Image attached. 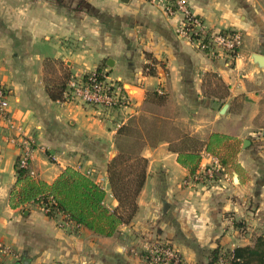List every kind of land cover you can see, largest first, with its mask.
Instances as JSON below:
<instances>
[{"label": "crops", "instance_id": "crops-1", "mask_svg": "<svg viewBox=\"0 0 264 264\" xmlns=\"http://www.w3.org/2000/svg\"><path fill=\"white\" fill-rule=\"evenodd\" d=\"M187 1L209 31L241 34L235 56L201 51L177 35L179 14L145 0H0V83L9 93V123L0 119V247L7 250L0 264H143V247L153 240L168 242L184 264H208L218 246L252 244L241 225L252 154L264 146L263 138L255 139L264 136L257 123L264 67L252 59L264 56V0ZM147 64L154 74H146ZM99 65L105 83L122 88L123 103L103 109L67 94L61 100L47 95L49 70L53 79L63 73L80 79ZM132 118L142 131L148 130L143 121H153L155 141L142 151L147 168L137 212L116 236H97L62 216L51 219L36 205L9 206L19 141L28 137L34 178L51 183L67 167L88 172L96 183L102 179L106 203L115 207L106 167L116 154L117 129ZM213 133L239 142L240 170L195 180L219 158L201 152L191 176L177 152L184 138L204 143Z\"/></svg>", "mask_w": 264, "mask_h": 264}, {"label": "trees", "instance_id": "trees-1", "mask_svg": "<svg viewBox=\"0 0 264 264\" xmlns=\"http://www.w3.org/2000/svg\"><path fill=\"white\" fill-rule=\"evenodd\" d=\"M238 51L236 49L230 55L235 56ZM102 67L103 65H99L80 79L70 78L66 73L53 79V73L49 70L46 93L51 100H61L64 94L71 97V89L67 86L71 79L85 83L93 75L97 81L105 82ZM145 72L154 74L151 64L145 66ZM119 95L125 96L121 87ZM153 96L160 100L156 93ZM149 144L133 118L117 129L114 137L116 154L106 167L108 187L117 203L115 207L107 205L105 189L90 174L67 167L53 182L47 183L34 178L29 166L21 167L18 158L14 164L15 183L8 195L9 206L16 209L36 205L45 210V215L51 219L62 216L76 227L84 228L97 236L114 237L120 226L129 224L137 212V197L144 185L147 168V159L143 157L142 151ZM201 152L219 158L222 171L214 173L211 180L216 179L228 167L240 170L235 162L239 142L231 136L213 133L204 143H199L196 137H186L177 152V162L191 176H195ZM219 153L221 156H218ZM203 173L197 176L205 178ZM208 264H264V235L257 236L251 245L233 249L216 247L210 252Z\"/></svg>", "mask_w": 264, "mask_h": 264}, {"label": "built area", "instance_id": "built-area-1", "mask_svg": "<svg viewBox=\"0 0 264 264\" xmlns=\"http://www.w3.org/2000/svg\"><path fill=\"white\" fill-rule=\"evenodd\" d=\"M146 2L162 7L168 14L177 13L181 16L176 33L189 42L195 43L198 48L210 55L218 57L223 54L230 55L242 45V36L238 31L214 32L209 31L202 19L196 16L187 0H145ZM206 40V41H205ZM105 82H99L91 75L87 82L71 79L68 88L71 89V97L87 105L112 109L125 101L120 97L119 89H110ZM8 91L0 83V119H8ZM20 154L18 156L19 165L28 167L32 157L33 142L30 138H21ZM222 171L217 160L212 166L204 169V174L211 180L214 173ZM89 175V173H86ZM200 177L196 176L195 180ZM99 183H102L100 179ZM45 211V210H44ZM0 253L6 254L7 250L0 247ZM141 259L143 264H184L178 252L168 243L162 240H153L144 245Z\"/></svg>", "mask_w": 264, "mask_h": 264}, {"label": "rangeland", "instance_id": "rangeland-1", "mask_svg": "<svg viewBox=\"0 0 264 264\" xmlns=\"http://www.w3.org/2000/svg\"><path fill=\"white\" fill-rule=\"evenodd\" d=\"M257 93L261 97L260 109L261 114L257 123L264 127V74L258 79ZM142 127L148 128L147 131L143 130V135L149 143L155 141V128L154 122L151 120L143 121ZM264 139V136L257 135L255 139ZM128 146V145H127ZM257 149L254 150L253 164L254 174L249 177L251 184V196L249 203L245 206V213L247 215L242 220L243 225L241 231H245V234L250 235V239L253 241L257 236L264 235V146L262 144L257 145Z\"/></svg>", "mask_w": 264, "mask_h": 264}, {"label": "water", "instance_id": "water-1", "mask_svg": "<svg viewBox=\"0 0 264 264\" xmlns=\"http://www.w3.org/2000/svg\"><path fill=\"white\" fill-rule=\"evenodd\" d=\"M252 59L257 63L259 64L261 67H264V56L262 55H258V54H254L252 55ZM124 88L129 91V92H133L130 87L128 85H125ZM227 109V105H224L222 108H221V111L220 113L223 114L225 112V110ZM248 145V141L247 140H244L243 143H242V148H246Z\"/></svg>", "mask_w": 264, "mask_h": 264}]
</instances>
